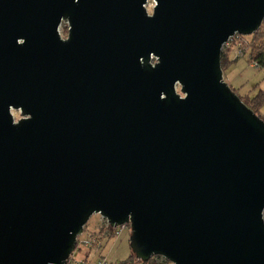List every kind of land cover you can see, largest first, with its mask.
I'll return each instance as SVG.
<instances>
[{"label": "water", "instance_id": "water-1", "mask_svg": "<svg viewBox=\"0 0 264 264\" xmlns=\"http://www.w3.org/2000/svg\"><path fill=\"white\" fill-rule=\"evenodd\" d=\"M149 1L0 0V264H66L93 215L143 263L264 264V121L220 66L264 0Z\"/></svg>", "mask_w": 264, "mask_h": 264}, {"label": "rangeland", "instance_id": "rangeland-1", "mask_svg": "<svg viewBox=\"0 0 264 264\" xmlns=\"http://www.w3.org/2000/svg\"><path fill=\"white\" fill-rule=\"evenodd\" d=\"M153 7V2H148L147 10L150 13ZM61 37L65 38L67 33V24L62 23L59 28ZM254 40L251 36L239 37L230 42L229 46H223L222 51L226 53L227 60L224 63L223 80L233 90L237 91L238 96L246 98L253 97L257 90L264 92V71L255 69L251 66L250 46ZM240 50V51H239ZM230 62V63H229ZM229 64V65H228ZM177 92L179 88L177 87ZM15 120L20 118L19 112L12 111ZM261 120L264 121V106L259 112ZM105 220L99 215H93L83 228L84 239L87 236L100 234L104 229ZM130 233H122L120 237L112 240H102L100 250L103 256L111 263H119L128 258L131 251L128 244ZM97 256V255H96Z\"/></svg>", "mask_w": 264, "mask_h": 264}, {"label": "built area", "instance_id": "built-area-1", "mask_svg": "<svg viewBox=\"0 0 264 264\" xmlns=\"http://www.w3.org/2000/svg\"><path fill=\"white\" fill-rule=\"evenodd\" d=\"M241 36H234L229 39L225 46H229L230 42L234 39H237ZM240 51V50H239ZM251 66L255 69H259L256 63L252 62ZM263 70L264 69H260ZM130 233L129 225H121L116 228H109L106 221L104 222V229L100 231V234L94 236H87L84 239H80L83 234L78 238L77 244L75 246L74 252L70 255L66 264H120V263H111L103 256L100 252V247L102 240H112L117 239L122 235V233ZM86 253L88 256L86 257ZM97 255V256H96ZM153 264H172L164 257L154 256L151 259Z\"/></svg>", "mask_w": 264, "mask_h": 264}, {"label": "trees", "instance_id": "trees-1", "mask_svg": "<svg viewBox=\"0 0 264 264\" xmlns=\"http://www.w3.org/2000/svg\"><path fill=\"white\" fill-rule=\"evenodd\" d=\"M251 37L254 40L253 45L250 46L251 62L256 63L259 69H264V21L261 24L259 30L253 35H251ZM226 60H227L226 53L222 51L221 56H220V66L222 70L224 69V63L226 62ZM231 90L235 94H237L236 90H233V89ZM239 98L258 117H260L259 112L261 108L264 106V92L263 91L257 90L253 97L246 96V98H243L239 96ZM263 221H264V213H263ZM87 256H88V253H86V257ZM120 264H153V263L151 262V260H149L146 263H143L139 261L138 259H136L133 254H130V256L126 260L122 261Z\"/></svg>", "mask_w": 264, "mask_h": 264}, {"label": "flooded vegetation", "instance_id": "flooded-vegetation-1", "mask_svg": "<svg viewBox=\"0 0 264 264\" xmlns=\"http://www.w3.org/2000/svg\"><path fill=\"white\" fill-rule=\"evenodd\" d=\"M62 23H66V24H67V33H66V37H65V38L61 37L60 33H59V35H60V37H61L62 39H66L67 36H68L69 24H68V22H61L60 25H59V27H58V32H59V28L61 27V24H62ZM20 42H22V40H21Z\"/></svg>", "mask_w": 264, "mask_h": 264}, {"label": "clouds", "instance_id": "clouds-1", "mask_svg": "<svg viewBox=\"0 0 264 264\" xmlns=\"http://www.w3.org/2000/svg\"><path fill=\"white\" fill-rule=\"evenodd\" d=\"M178 91V90H177ZM187 98V95H183L181 96V99H186Z\"/></svg>", "mask_w": 264, "mask_h": 264}, {"label": "crops", "instance_id": "crops-1", "mask_svg": "<svg viewBox=\"0 0 264 264\" xmlns=\"http://www.w3.org/2000/svg\"><path fill=\"white\" fill-rule=\"evenodd\" d=\"M100 252H101V254H102V250H100ZM130 254H131V253H130ZM102 255H103V254H102ZM129 256H130V255H129ZM129 256H128V257H129ZM121 262H122V261H121ZM121 262H119V263H121ZM114 263H115V262H114Z\"/></svg>", "mask_w": 264, "mask_h": 264}]
</instances>
